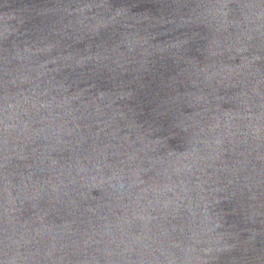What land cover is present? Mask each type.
Returning a JSON list of instances; mask_svg holds the SVG:
<instances>
[{
  "label": "water",
  "instance_id": "95a60500",
  "mask_svg": "<svg viewBox=\"0 0 264 264\" xmlns=\"http://www.w3.org/2000/svg\"><path fill=\"white\" fill-rule=\"evenodd\" d=\"M0 264H264V0H0Z\"/></svg>",
  "mask_w": 264,
  "mask_h": 264
}]
</instances>
